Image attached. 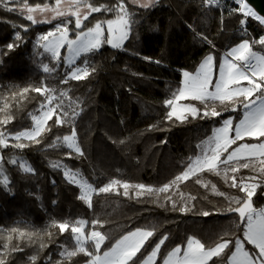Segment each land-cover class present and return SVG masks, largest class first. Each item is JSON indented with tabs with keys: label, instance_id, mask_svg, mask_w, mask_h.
<instances>
[{
	"label": "trees",
	"instance_id": "obj_1",
	"mask_svg": "<svg viewBox=\"0 0 264 264\" xmlns=\"http://www.w3.org/2000/svg\"><path fill=\"white\" fill-rule=\"evenodd\" d=\"M54 3V0H27L30 6L37 3ZM94 5L112 6L117 0H91ZM127 9L133 14V23L128 38L119 49L108 44L98 50L87 53L85 59L96 71L87 79L60 81L68 71L61 55L59 66L52 73H44L42 64L50 67L56 61L42 53L35 44L39 34L51 30L56 23L33 25L26 20L19 2L8 6L17 11H7L0 5V107L6 103L14 119L0 126V131L15 133L32 125L30 113H36L44 97L24 88L39 87L41 83L59 90H69V96L77 104L79 115L74 126L77 141L84 156L76 153L67 155L69 149L57 143V137L70 134L71 126H55L46 132L40 144L30 145L23 150L9 147L0 151L4 157L3 168L10 180L11 193L0 187V255L6 264H32L30 257L35 256V264H58L62 260L60 252L71 247L69 233L59 234L51 227L53 221H75L83 219L89 222L85 232L91 230V221L103 222L96 230L105 233L108 239L101 245V253L107 250L117 239L136 228L155 229L141 252L146 256L163 236L168 239L161 246L163 256L174 246L184 245L189 236L201 240L212 247L225 233L227 237L243 238V225L239 228V217L227 212L230 202L226 197L243 196L238 189L232 188L220 176L202 173L200 178L215 185L212 188L195 182L196 177L179 185V195L184 193L195 200L188 201L190 211L173 210L172 203L165 199L159 203L153 195H124L122 192L93 194L92 207L78 199L80 189L65 178L63 169L53 164L66 165L79 171L95 188L107 184L112 179L143 184L160 188L169 183L183 171L189 157L198 153L196 147L208 136L216 119L220 117L193 119L180 122L166 120L169 108L164 101L178 89L182 71H193L208 54L216 59L229 47L243 39L257 40L264 33V26L252 17L245 22L243 33L241 20L243 15L235 10L203 5L202 0H157L154 6L141 8L125 0ZM114 18V13H93L87 27L96 20ZM71 27V26H70ZM25 28L27 30H25ZM19 33L20 39H16ZM74 35V32L71 33ZM13 45L9 49L7 46ZM254 49L264 53V46L253 44ZM0 113V117H2ZM55 117L53 118V120ZM15 141H10L14 143ZM21 157L33 171H22L18 165L8 163L9 158ZM243 162V161H241ZM244 173L258 175L251 169ZM184 202H177L179 209ZM255 208L264 204V187L257 189L253 197ZM208 211L207 217L199 213ZM33 231L38 233L32 238H17L10 230ZM47 233H51L48 235ZM11 235L9 242L7 237ZM8 243L9 247L4 245ZM41 243L45 246L41 248ZM19 247L22 250L11 251ZM246 248L252 250L251 245ZM234 250V245H230ZM213 258L216 264H226L227 255ZM140 259V253L137 254ZM89 257L80 254L69 264H85ZM139 264V261H138ZM211 264V262H210Z\"/></svg>",
	"mask_w": 264,
	"mask_h": 264
},
{
	"label": "snow or ice",
	"instance_id": "obj_2",
	"mask_svg": "<svg viewBox=\"0 0 264 264\" xmlns=\"http://www.w3.org/2000/svg\"><path fill=\"white\" fill-rule=\"evenodd\" d=\"M23 5L26 20L33 25L39 23H55L53 29L40 35L37 38V44L43 48L45 53L50 54L51 60L56 61L55 66L50 67L49 64H42L44 73H52L61 61L60 49H67L68 55L63 57L64 63L68 66L69 71L65 73L64 78L60 81L67 84L69 80L80 81L89 78L96 69L88 65L87 60L83 62V66H75L76 60L83 53H91L98 50L102 45L108 44L113 49H119L123 46V42L128 38L133 21V14L127 9L125 0H117L112 6L94 5L91 0H54V3L45 2L37 3L30 6L27 0H0L7 11H17V9L9 7V3H17ZM157 0H130L132 4H138L141 8L154 6ZM239 7L235 10L241 13L244 19L241 24H245L248 17H252L264 25V16L258 15L246 3V0H235ZM206 5H217L219 0H204ZM93 13H114V18L106 20H96L93 26L87 27L85 21ZM37 14L40 18H37ZM71 26V27H70ZM25 30H27L25 28ZM74 32V38L71 33ZM16 39H20L19 33ZM253 44L264 46V35L258 40L249 41L243 39L237 46L231 48L224 54L223 59L219 62L218 70L213 55L209 54L200 64L196 73L183 72L182 86L176 89L169 99L164 101L166 107L170 110L167 112L165 119L184 122L188 116L193 119L197 117L201 119L218 117L221 115L217 111L216 102L225 107V110L233 112L243 108L242 118L234 123L233 118L223 120L222 126L212 129V135L207 140L202 141L196 147L199 152L193 157H189L183 171L176 175L173 180L160 188L153 189L143 184L130 185L128 182L117 179L110 180L106 185L95 188L86 179L83 178L79 171H73L66 165L53 164V167L62 168L65 178L69 183L75 184L80 189L78 199L84 201L89 207H92L93 194H107L118 189H124V195H128L130 187L140 190L137 195L147 193H168L175 186L179 189V185L193 177L195 182L204 187L208 185L200 178V174L208 172L215 175H222L225 182L230 183V187L238 189L243 196L226 197L230 206L227 212L235 213L239 217V223L236 227L243 225V238L236 237L229 239L234 235L225 232L215 243L214 246L208 247L201 240L194 236H189L186 240V246L177 245L163 256L162 264H216L213 258H221L226 255V250L231 252L227 255L226 264H264V208L257 209L253 206V197L257 194V189L264 187V55L253 51ZM13 48L12 44L7 46ZM216 76L213 81V76ZM29 91L38 93L44 97V101L40 103L37 113H30L32 125L24 130L15 133L0 131V151L9 147L17 150H23L30 145L40 144L41 137L46 132H50L52 125L49 121H53L55 126H71L70 134L64 135L62 138L57 137L56 141L51 145L56 147L57 143L67 147L72 153L83 157L84 152L77 141V133L74 126L75 117L79 115L75 108L72 107L69 90H58L49 87L45 83H41L39 87L24 88L21 90V98H25L23 94ZM58 92V94H57ZM65 99L69 100L65 106ZM192 100L199 101L204 105L203 110L192 104H181L180 101ZM9 105L6 103L0 107V126L7 125L14 117L8 111ZM71 112V115H70ZM55 119L53 120V118ZM255 140L257 143H238L245 140ZM10 141H15L10 143ZM233 145L236 147L233 148ZM243 161V163H241ZM10 164L18 165L19 168L27 173H31L33 169L21 157H12L7 161ZM4 157L0 155V187L9 194L10 180L6 175L4 168ZM241 169H251L258 175L251 177H242L237 174ZM231 173V175H230ZM212 191L217 192L215 185H212ZM224 195V193H218ZM167 199L172 203L173 210L181 212L190 211L188 201L195 200L194 196L189 195L185 199L184 193H180V199L184 201L183 205L177 209V202L168 196ZM200 215L207 217L211 213L203 211ZM88 221L77 219L75 221H53L51 227L58 229L59 234L69 233L73 242L71 247L62 246L60 252L62 260L58 264H69L72 258L83 254L89 259L86 264H157V259L161 255V246L168 239L163 236L155 243L152 250L144 256L141 249L146 243H150L151 237L154 236L155 229L136 228L122 235L101 254V245L108 239L105 233L97 229V226L103 227V222L99 220L91 221L92 228L85 232ZM11 233H15L17 238L27 239L32 242V238L38 233L27 230L13 228ZM51 235V233H47ZM3 238V237H0ZM12 236L9 235L7 240L10 242ZM247 245L252 246V250L246 248ZM230 245H234V250L230 249ZM41 248L45 245L41 243ZM5 248L9 244L4 245ZM22 250L18 246L12 248L11 251ZM138 253L143 259L138 257ZM32 264H35L36 257H30ZM0 264H6V260L0 255Z\"/></svg>",
	"mask_w": 264,
	"mask_h": 264
},
{
	"label": "rangeland",
	"instance_id": "obj_3",
	"mask_svg": "<svg viewBox=\"0 0 264 264\" xmlns=\"http://www.w3.org/2000/svg\"><path fill=\"white\" fill-rule=\"evenodd\" d=\"M129 2H130V0H129ZM134 5L139 6L138 4H134ZM37 18H40V17L38 16V14H37ZM55 22L57 23L58 21H55ZM54 25H55V24H54ZM54 25L52 26L51 29H53ZM263 26H264V25H263ZM49 31H50V30H49ZM40 35H42V34H39V35L37 36V38H38ZM70 35H71V34H70ZM262 35H264V33H263ZM262 35H261V36H262ZM71 37L74 38V35H71ZM37 38H36L35 44H36V45H39V44H37ZM257 40H258V39H257ZM241 42H242V41H241ZM241 42H240V43H241ZM123 43H124V42H123ZM238 44H239V43H237L236 45H233V46L229 47L227 50L223 51L222 54L220 55V57H219L218 59H216L215 56H214L213 54H211V55H213V57H214V61H215V64H216V66H217V70H218L219 62L223 59L224 54H225L226 52H228L231 48L237 46ZM39 46H40V45H39ZM109 46H110V45H109ZM41 50H42V53H43V54L47 55V56L49 57V59H51L50 54L45 53L44 50H43V48H41ZM253 51H255V52L259 53V54L264 55V53L261 52V51L258 50V49H254V48H253ZM60 52H61L62 57H66V56L68 55V52H67L66 46H65V48L60 49ZM86 54H87V53H83V54H82V55L76 60V65H73V67H75V66H77V65H79V66H83V62L86 60L85 57L82 59L81 62L79 61V59H80L82 56L86 55ZM208 55H209V54H208ZM208 55H206V56H208ZM206 56H205V57H206ZM205 57L200 61V63L197 65V67H196L193 71H188V70H183V71H182V77H181V81H180L179 87L182 86V81H183V79H184V78H183V72L187 71V72H190V73L195 74L196 71H197V69L199 68L200 64H201V63L203 62V60L205 59ZM66 66H67V65H66ZM67 68H68V66H67ZM68 71H69V68H68ZM68 71H67V72H68ZM215 78H216V76H215V74H214V76H213V81H215ZM179 87H178V88H179ZM57 94H58V92H57ZM71 102H72V107L75 108L76 112H79V109L77 108V104H76L74 101H72V100H71ZM68 103H69V100H68V99H65V106H67ZM180 103H181V104H192V105L196 106L197 108H200L201 110H203V108H204V105L201 104L199 101L184 100V101H180ZM216 107H217V111H220L221 113H223V112H229V113L231 112V113L228 114L227 116H226V115H222L221 117L218 116V117H220V118H219V119H216L215 124L212 126V129H214V128H218V127L222 126L223 120L228 119V118H233L234 123L238 122V120H239L240 118H242L243 111H244L243 108H240V109H239L238 111H236V112H233V111H231V110H225V107H224L223 105H220L219 102H216ZM169 110H170V109H169ZM35 114H38V113L36 112ZM70 115H71V112H70ZM218 117H215V118H218ZM211 135H212V130H211V132H210V134H209L208 136H206L204 139L201 140V142L204 141V140H207L208 137L211 136ZM201 142H200V143H201ZM243 142H247V143H257V141H255V140H247V139H246L245 141H241V142H238V143H243ZM234 147H236V145H233V148H234ZM198 152H199V150H198ZM0 155H1V153H0ZM241 163H243V162H241ZM243 170H244V169H241L240 172H239L237 175H238V176H242V177H251V176H255V175H253V174H249V173L246 174V173L243 172ZM4 171H5V170H4ZM73 171H74V170H73ZM5 173H6V172H5ZM207 173H208V172H207ZM211 174H212V173H211ZM200 175H201V174H200ZM230 175H231V173H230ZM218 176H220V178L224 180V178H223L222 175H218ZM84 179H85V178H84ZM203 181H204L207 185H209L210 187L212 186L211 184H209L210 182H209L207 179H203ZM224 181H225V180H224ZM230 183H231V181L227 182V184H229V185H230ZM129 184H130V185H133V186H134V185H137V184H135V183H129ZM105 185H106V184H105ZM103 186H104V185H103ZM146 186H148V185H146ZM101 187H102V186H101ZM150 187H152V186H150ZM98 188H99V187H98ZM152 188H153V189H157V187H152ZM211 188H212V187H211ZM118 191L124 193V189H123V188H119ZM139 191H140V190H138V189H135V188H133V187H130L129 190H128V194H133V195H136V196H141V195H145V194H147V193H144V194H141V195H137V193H138ZM114 192H116V191H114ZM178 192H179V189H177L175 186H173V187L169 190L168 193H154V194H151V195H153L154 198L156 199V201L159 202V203L164 202V200L167 199L168 196H172V199L175 200L176 202H184V201H182V200L180 199V195H179ZM260 208H264V204H263L262 206H260V207H257V209H260ZM241 239H242V238H241Z\"/></svg>",
	"mask_w": 264,
	"mask_h": 264
},
{
	"label": "built area",
	"instance_id": "obj_4",
	"mask_svg": "<svg viewBox=\"0 0 264 264\" xmlns=\"http://www.w3.org/2000/svg\"><path fill=\"white\" fill-rule=\"evenodd\" d=\"M202 1H203V5H205V6H208V7H219L221 9H225V10H229V11L236 10L239 7V5L236 4L235 0H219V3L217 5H210V6L206 5L204 3V0H202ZM242 31H243V33L246 34L245 24H243Z\"/></svg>",
	"mask_w": 264,
	"mask_h": 264
},
{
	"label": "water",
	"instance_id": "obj_5",
	"mask_svg": "<svg viewBox=\"0 0 264 264\" xmlns=\"http://www.w3.org/2000/svg\"><path fill=\"white\" fill-rule=\"evenodd\" d=\"M260 14L264 16V0H247ZM253 206L255 207L254 203Z\"/></svg>",
	"mask_w": 264,
	"mask_h": 264
},
{
	"label": "bare ground",
	"instance_id": "obj_6",
	"mask_svg": "<svg viewBox=\"0 0 264 264\" xmlns=\"http://www.w3.org/2000/svg\"><path fill=\"white\" fill-rule=\"evenodd\" d=\"M246 3H248V5L253 9V11H255L258 15L263 16L262 14H260L247 0Z\"/></svg>",
	"mask_w": 264,
	"mask_h": 264
},
{
	"label": "crops",
	"instance_id": "obj_7",
	"mask_svg": "<svg viewBox=\"0 0 264 264\" xmlns=\"http://www.w3.org/2000/svg\"><path fill=\"white\" fill-rule=\"evenodd\" d=\"M197 239H198V238H197ZM180 246H181L182 249H183V247L186 246V243H185L184 245H180ZM174 247H176V246H174ZM174 247H173V248H174ZM173 248H172V249H173ZM172 249H171V250H172ZM107 250H108V249H107ZM105 251H106V250H105ZM102 253H103V252H102ZM102 253H101V254H102ZM85 264H86V263H85ZM161 264H162V262H161Z\"/></svg>",
	"mask_w": 264,
	"mask_h": 264
}]
</instances>
